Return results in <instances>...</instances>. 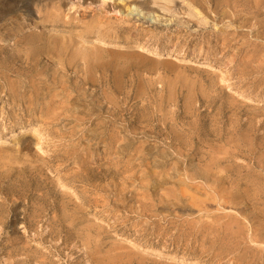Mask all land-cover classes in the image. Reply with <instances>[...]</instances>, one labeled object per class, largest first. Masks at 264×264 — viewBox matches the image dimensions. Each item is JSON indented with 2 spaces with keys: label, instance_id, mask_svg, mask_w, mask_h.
Returning a JSON list of instances; mask_svg holds the SVG:
<instances>
[{
  "label": "rangeland",
  "instance_id": "1",
  "mask_svg": "<svg viewBox=\"0 0 264 264\" xmlns=\"http://www.w3.org/2000/svg\"><path fill=\"white\" fill-rule=\"evenodd\" d=\"M37 1L0 0V131L39 130L0 141V264H264V0Z\"/></svg>",
  "mask_w": 264,
  "mask_h": 264
},
{
  "label": "bare ground",
  "instance_id": "2",
  "mask_svg": "<svg viewBox=\"0 0 264 264\" xmlns=\"http://www.w3.org/2000/svg\"><path fill=\"white\" fill-rule=\"evenodd\" d=\"M8 1H9V0H8ZM13 1H14V0H13ZM36 1H37V0H36ZM50 1H55V2H56V5H57V1H56V0H50ZM23 2H24V1H23ZM37 2H38V1H37ZM59 2H60V1H59ZM103 2H104V0H100V3H101V4H102ZM10 3H11V2H10ZM21 3H22V1H21ZM29 3H30V2H29ZM32 3H33V2H31V4H32ZM35 3H36V2H35ZM42 3H43V2H42ZM256 3H257V2H256ZM13 4H14V3H13ZM37 4H39V3H37ZM40 4H41V3H40ZM130 4L133 5L134 2H133V3H130ZM254 4H255V3H254ZM254 4H253V5H254ZM259 4H260V3H258V5H259ZM261 4H263V3H261ZM1 5H2V4H1ZM5 5H6V4H5ZM22 5H23V4H22ZM35 5H36V4H35ZM58 5H59V4H58ZM33 6H34V5H33ZM42 6H43V5H42ZM42 6H41V7H42ZM52 6H53V4H52ZM31 7H32V6H31ZM45 7H46V6H45ZM128 7H129V8H128ZM131 7H132V6H131ZM259 7H260V6H259ZM2 8H3V7H2ZM29 8H30V7H29ZM29 8H28V9H29ZM34 8H35V7H34ZM38 8H39V7H38ZM38 8H37V6H36V8H35V9H36V12H37L38 14H41ZM127 8H128V10H129L130 13H131V12L133 13V11H138L137 9H139L140 11H143V7H142V6L140 7V6H137V5H135V4L133 5V8H130V6H128V5H127ZM253 8H254V7H253ZM35 9H34V10H35ZM2 10H3V9H2ZM147 10H148V9H147ZM149 11H150V10H149ZM149 11H148V12H145V13L143 14V16H145V15H149ZM49 14H50V13H49ZM136 14H137V13H136ZM51 19H52V18H51ZM51 21H52V20H51ZM53 21H54V20H53ZM97 22H98V21H97ZM262 22H263V21H262ZM99 23H100V22H99ZM260 24H262V23H260ZM262 25H263V24H262ZM260 26H261V25H260ZM262 31H263V30H262ZM23 37H24V36H23ZM30 38H31V37H30ZM34 38H35V37H34ZM34 38H33V39H34ZM20 39H21V38H20ZM25 39H26V38H25ZM27 39H28V38H27ZM36 39H37V38H36ZM36 39H35V40H36ZM47 39H48V38H47ZM49 39H50V38H49ZM2 40H3V39H2ZM16 40H17V39H16ZM18 40H19V39H18ZM18 40H17V41H18ZM21 40L23 41L24 38L21 39ZM37 40H38V39H37ZM28 41H29V40H28ZM28 41H25V43L28 42ZM42 41H44V40H42ZM42 41H41V42H42ZM57 41H58V40H57ZM15 42H16V41H15ZM29 42H31V41H29ZM47 42H48V44H49V41H47ZM51 42H53V41L51 40ZM54 42H55V40H54ZM62 42H63V41H62ZM16 43H17V42H16ZM18 43H19V42H18ZM55 43H57V42H55ZM55 43H54L53 45H55ZM60 43H61V42H60ZM21 44H22V43H21ZM23 44H24V43H23ZM23 44H22V45H23ZM28 44H29V43H28ZM30 44H31V45L33 44V45H34V42H33V43H30ZM30 44L27 45V43H26V44H24V45H26V46H30ZM42 44H43V43H42ZM50 44H51V43H50ZM62 44L64 45V43H62ZM62 44H60V45H62ZM65 44H66V43H65ZM255 44H256V43H255ZM45 45H46V44H45ZM53 45H52V46H53ZM57 45H58V44H57ZM57 45H56V46H57ZM40 46H41V44H40ZM50 46H51V45H50ZM52 46H51V47H52ZM65 46H66V45H65ZM138 46H140V47H139L140 49H144V48H145L144 45H138ZM24 47H25V46H24ZM33 47H34V46H33ZM35 47H36V45H35ZM37 47H38V46H37ZM45 47H46V49H47V46H45ZM27 48H28V47H27ZM27 48H25V49H27ZM31 48H32V47H31ZM40 48H41V47H40ZM49 48H50V47H49ZM58 48H59V47H58ZM62 48H64V47L62 46ZM95 48H96V47H95ZM29 49H30V48H29ZM32 49H34V48H32ZM50 49H51V48H50ZM53 49H54V48H53ZM56 49H57V48H56ZM66 49H67V47H66ZM66 49H65V51H66ZM97 49H98V48H97ZM59 50H60V48H59ZM33 51H34V50H33ZM45 51H46V50H45ZM55 51H56V50H55ZM60 51H61V50H60ZM115 51H116V50H115ZM254 51H255V48H254ZM256 51H257V50H256ZM258 51H259V50H258ZM37 52H38V51H37ZM37 52H36V53H37ZM46 52H47V51H46ZM52 52H53V50H52ZM111 52H112V51H111ZM111 52H110V53H111ZM252 52H253V51H252ZM29 53H31V52H30V51H29V52L27 51V56H28ZM38 53L41 54L40 50H39ZM38 53H37V54H38ZM42 53H43V52H42ZM59 53H60V52H59ZM118 53H119V52H118ZM162 53H163V52H162ZM162 53H160V52H159L157 49H155V48H154V49L152 48V50H151V54H154V55L156 54V55H159V56L161 55L162 58H171V57H173V56H174V58H177V57H182V56L185 55V51H184L182 48H180V49H171V50H169V51H165L163 54H162ZM250 53H251V52H250ZM258 53H259V52H258ZM62 54H63V53H62ZM91 54H92V53H91ZM93 54H95V53H93ZM251 54H253V53H251ZM262 54H263V53H262ZM41 55H42V54H41ZM46 55H47V54H46ZM60 55H61V54H60ZM96 55H98V54L96 53ZM107 55H108V54H107ZM109 55H111V54H109ZM254 55H256V54L254 53ZM260 55H261V54H260ZM263 55H264V54H263ZM90 56H91V55H90ZM93 56H95V55H93ZM93 56H92V57H93ZM99 56H100V55H99ZM104 56H105V55H104ZM194 56L197 58V57H198V54H196V55H194ZM257 56H259V55H257ZM109 57H110V56H109ZM111 57H113V56H111ZM83 58H84V57H83ZM83 58H82V60H83ZM90 58H91V57H90ZM93 58H94V57H93ZM97 58L99 59V57H96V61H95V59H90V60H92V62H94V63H96V62L98 63V61H97L98 59H97ZM105 58H106V57H105ZM105 58H104V57H101V60H102V59L105 60ZM255 58H256V56H255ZM262 58L264 59V57H262ZM70 59H71V58H70ZM106 59H107V58H106ZM258 59H260V58H258ZM84 60H85V58H84ZM84 60H83V61H84ZM90 60H89V61H90ZM99 60H100V59H99ZM107 60H108V59H107ZM107 60H106V62H107ZM110 60H111V58H110ZM112 60H113V59H112ZM253 60H254V59H253ZM85 61H86V60H85ZM85 61H84V62H85ZM87 61H88V60H87ZM250 61H251V60H250ZM257 61L259 62V60H257ZM90 62H91V61H90ZM100 62H101V61H100ZM106 62H105V63H106ZM108 62H110V61H108ZM262 62H264V60H263ZM67 63H68V62H67ZM87 63H88V62H87ZM94 63H92V65H94ZM101 63H102V62H101ZM101 63H100V64H101ZM84 64H85V63H84ZM88 64H89V63H88ZM88 64H87V65H88ZM110 64H111V62H110ZM90 65H91V63L89 64V66H90ZM95 65H96V64H95ZM101 65H102V64H101ZM101 65H100V66H101ZM104 65H105V64H104ZM96 66H97V65H96ZM55 67H56V66H55ZM85 67H86V65H85ZM92 67L95 68V66H92ZM106 67H107V65H106ZM106 67H105V69H106ZM110 67H111V66H110ZM110 67H109V68H110ZM86 68H87V67H86ZM89 68H90V67H89ZM89 68H88V70H89ZM52 69H53V68H52ZM56 69H57V68H56ZM92 69H93V68H92ZM92 69H90V71H91ZM102 69H103V68H102ZM102 69H101V70H102ZM57 70H58V69H57ZM88 70H86V71H88ZM94 70H95V69H94ZM97 70H98V69H97ZM106 70H107V69H106ZM113 70H114V69H113ZM113 70H112V71H113ZM53 71H54V70H53ZM53 71H52L51 73H53ZM81 71H82V70H81ZM83 71H84V70H83ZM90 71H89V72H90ZM95 71H96V70H95ZM95 71H94V72H95ZM103 71H104V70H102V72H103ZM57 72H58V71H57ZM89 72H88V73H89ZM102 72H101V73H102ZM113 72H114V71H113ZM116 72H117V71H116ZM116 72H115V74H117ZM54 73H55V72H54ZM58 73H59V72H58ZM85 73H86V72H85ZM90 73H93V72H90ZM95 73H96V72H95ZM101 73L99 72V75H100ZM56 74H57V73H56ZM81 74H82V73H81ZM81 74H80V75H81ZM57 75H58V74H57ZM63 75H64V74H63ZM63 75H61L62 78L64 77ZM82 75H83V76H81V77H82V80H85V78H84L85 74L83 73ZM88 75H89V74H88ZM88 75H87V76H88ZM101 75H102V74H101ZM111 75H112V74H111ZM117 75H118V74H117ZM121 75H122V74H121ZM55 76H56V75H55ZM55 76H54V77H55ZM65 76H66V75H65ZM93 76H94V75H93ZM93 76H92V77H93ZM95 76H96V75H95ZM102 76H103V75H102ZM112 76H113V75H112ZM52 77H53V76H52ZM52 77H51V79H52ZM85 77H86V76H85ZM104 77H107V76H104ZM104 77H102V78H104ZM83 78H84V79H83ZM100 78H101V77H100ZM102 78H101V79H102ZM111 78H112V77H111ZM111 78H109V79L111 80ZM116 78H117V77H116ZM116 78H115V79H116ZM63 79H64V78H63ZM94 79H95V78H94ZM104 79H105V78H104ZM53 80L55 81V78H53ZM57 80H58V79H57ZM66 80H67V79H66ZM86 80H87V78H86ZM110 80H109V81H110ZM51 81H52V80H51ZM54 81H53V82H54ZM59 81H61V80H59ZM62 81H63V80H62ZM62 81H61V82H62ZM64 81H65V80H64ZM103 81H105V80H103ZM103 81H102V82H103ZM90 82H91V81H90ZM93 82H94V81H93ZM95 82H96V80H95ZM100 82H101V80H100ZM105 82H106V81H105ZM113 82L116 83L115 80H114V77H113ZM113 82H112V83H113ZM54 83H55V82H54ZM59 83H60V82H59ZM63 83H64V82H63ZM96 83H97V82H96ZM107 83H108V82H106V84H107ZM110 83H111V82H110ZM117 83H118V82H117ZM64 84H65V83H64ZM81 84H82V83H81ZM81 84H80V85H81ZM92 84H93V83H92ZM106 84H105V85H106ZM118 84H120V82H119ZM61 85H62V83H61ZM109 85H110V84H109ZM111 85H112V84H111ZM113 85H114V84H113ZM116 86H117V85H116ZM119 86H121V85H119ZM119 86H118V89L120 88ZM64 87H65V86H64ZM81 87H83V86H81ZM113 87H114V86H113ZM66 88H67V87H66ZM79 88H80V87H79ZM106 88H107V86H106ZM115 88H116V87H115ZM76 89H78V88L76 87ZM76 89H75V91H76ZM82 89H83V88H82ZM108 89H109V88H108ZM108 89H107V90H108ZM118 89H117V90H118ZM66 90H68V89H66ZM80 90H81V89H80ZM83 90H84V89H83ZM103 90H104V89H103ZM110 90H111V89H110ZM119 90H121V89H119ZM69 91H70V89H69ZM69 91H68V93H67V92H66V93L69 94ZM72 91H73V90H71V92H72ZM78 91H79V90H78ZM105 91H106V89H105ZM76 92H77V91H76ZM79 92H80V91H79ZM102 92H103V91H102ZM118 92H120V91H118ZM49 93H51V91H50ZM104 93H105V92H104ZM104 93H103V96H104ZM107 93H109V92H107ZM107 93H106V97H108V96H107ZM111 93H112V91H111ZM76 94H77V93H76ZM84 94H85V93H84ZM84 94H82V95H84ZM109 94H110V93H109ZM118 94H119V93H118ZM50 95L52 96V93H51ZM110 95H111V94H110ZM115 95H116V94H115ZM115 95H114V97H115ZM51 96H50V98H51ZM79 96H80V95H79ZM112 96H113V95H112ZM112 96H111V97H112ZM48 97H49V96H48ZM68 97H69V95H68ZM109 97H110V96H109ZM51 99H52V98H51ZM112 99H113V98H112ZM118 99H119V97H118ZM114 100H116V98L113 99V100H110V101H114ZM50 101H51V100H50ZM50 101H49V102H50ZM106 101L108 102L107 99H106ZM109 103H110V102H109ZM111 104H112V103H111ZM114 104H115V103H114ZM116 105H117V103L115 104V106H116ZM186 105H187V103H186ZM186 105H185V106H186ZM117 106H118V105H117ZM113 107H114V106H113ZM118 107H119V106H118ZM118 107H117V108H118ZM187 107H188V105H187ZM117 108L115 107L114 109H117ZM142 108H143V106H142ZM185 108H186V107H185ZM188 108H189V107H188ZM118 109H119V108H118ZM143 110H144V109H143ZM186 110H187V109H186ZM141 111H142V110H141ZM29 113H30V112H29ZM141 116H142V117H141ZM141 116H140L139 118H143V117H144L143 115H141ZM139 120H140V119H139ZM139 120H138V121H139ZM146 120H147V119H146ZM146 120H145V121H146ZM147 121H148V120H147ZM249 121H250V119H249ZM249 121H247V122H249ZM247 122H246V123H247ZM140 123H141V121H140ZM150 126H151V125H150ZM4 130H5V129H4ZM25 131H33V132L35 133L36 131H39V130H37V129H36L35 127H33V126L31 127V123H30V122L25 124V123H22V122H20V121H14V122H12V124H11V126L9 127L8 131H6V132H5V131H4V132L0 131V141H1V139H4V138H13V140H15V139H17L16 137H18L17 135H18L20 132L23 133V132H25ZM114 131H116V130L114 129ZM244 131H245V129H244ZM246 131H247V130H246ZM112 132H113V129H112ZM117 132H118L117 134H119V131H117ZM21 133H20V134H21ZM114 133H115V132H114ZM176 133H177V132H176ZM7 135H8V137H7ZM110 135H111V134H110ZM174 135H175V134H174ZM176 135H178V133H177ZM114 136H116V135H114ZM180 136H181V135H179L178 137H180ZM120 137H121V136H120ZM38 138H39V137H38ZM112 139H113V138H112ZM122 139L124 140V137H122ZM110 140H111V138H110ZM115 140L117 141V139H115ZM113 141H114V140H113ZM118 141H119V140H118ZM111 142H112V141H111ZM115 143H116V142H115ZM180 143H181V141H180ZM29 144H30V142L24 140V141H21L20 146H21L22 148H29ZM36 144H37V143H36ZM178 144H179V143H178ZM141 145H142V144H141ZM110 146H111V145H110ZM112 146H113V145H112ZM180 146H181V145H180ZM246 146H247V145H246ZM246 146H245V148H246ZM142 147H143V146H142ZM235 147H236V146H235ZM238 147H239V146H238ZM240 147H241V146H240ZM242 147H243V146H242ZM242 147H241V148H242ZM247 147H248V149H249V146H247ZM136 148H137V147H136ZM138 148H139V146H138ZM113 149H115V148H113ZM176 149H177V147H176ZM239 149H240V148H239ZM243 149H244V148H243ZM246 149H247V148H246ZM248 149H247V150H248ZM25 150H26V149H25ZM140 151H143V149H142V150H139V149H138V153H139ZM251 151H252V149H251ZM113 152H115V151H113ZM136 152H137V151H136ZM141 153H142V152H141ZM179 157H180V156H179ZM201 157H202V155H201ZM211 157H212V156H211ZM212 159H213V158H212ZM212 159H210V161H211ZM219 159H221V158H219ZM236 159H237V158H236ZM256 160H257V159H256ZM213 162H215V161L213 160ZM173 166L176 167L175 164H174ZM210 166H212V165H209V167H210ZM215 166H216V165H215ZM78 167H79V166H78ZM78 167H77V168H78ZM174 167H173V168H174ZM194 167H196V165H194ZM207 167H208V166H207ZM209 167L207 168V170H209ZM197 168H198V167H197ZM203 168L206 169V167H203ZM220 168H221V167H220ZM220 168H219V167H218V168L216 167V169H215V168H213V169H215L216 171H218ZM222 168H223V167H222ZM224 168L226 169V167H224ZM224 168H223V169H224ZM80 169H81V168H80ZM198 169H199V168H198ZM201 169H202V168H200V170H201ZM163 171H164V170H163ZM209 171L211 172V169H210ZM220 171H221V170H220ZM222 171H224V170H222ZM197 172H198V171H197ZM200 172H201V171H199V174H200ZM202 172H203V170H202ZM202 172H201V173H202ZM206 172H208V171H205V173H206ZM218 172H219V171H218ZM218 172H217V173H218ZM145 173H146V172H145ZM158 173H159V172H158ZM158 173H156V174L158 175ZM165 173H166V172H165ZM186 173H187V172H186ZM186 173H185V175H186ZM211 173H213V172H211ZM146 174H147V173H146ZM163 174H164V173H163ZM166 174H167V173H166ZM189 174H190V173H189ZM191 174H192V173H191ZM208 174H209V173H208ZM147 175H149V174H147ZM185 175H184V176H185ZM187 175H188V173H187ZM203 175H204V173H203ZM205 175H206V174H205ZM212 175H213V174H212ZM214 175H215V172H214ZM214 175H213V176H214ZM218 175H221V174L218 173ZM144 176H146V175L144 174ZM207 176H208V175H207ZM215 176H216V175H215ZM141 177H143V175H142ZM187 177H190V176H187ZM187 177H186V178H187ZM219 177H220V176H219ZM221 177H222V176H221ZM211 178H212V176H211ZM214 178H215V177H214ZM187 179H188V178H187ZM190 179H191V177H190ZM190 179H189V180H190ZM192 179H193V178H192ZM212 179H213V178H212ZM220 179H221V178H220ZM182 180H183L182 178L179 179V182L181 181V183H182ZM210 180H211V179H210ZM211 181H212V180H211ZM214 182H215V181H214ZM183 184H184V182H183ZM186 184H187V183H185L184 185H186ZM192 185H193V184H192ZM196 186H197V185H196ZM187 187H190V186L188 185ZM187 187H186V188H187ZM197 187H198V189H197V188H196V189L199 190V186H197ZM190 188H191V187H190ZM194 188H195V187H194ZM242 188H243V187H242ZM178 189H179V192H178V193L180 194V192H181L182 190H181L180 188H178ZM184 189H185V188H184ZM196 189H195V190H196ZM195 190H194V191H195ZM183 191H184V190H183ZM216 193H217V190H216ZM221 193H222V191H221ZM218 194H220V191H219V190H218ZM218 194H217V195H218ZM178 196H180V195H178ZM215 196H216V195H215ZM222 196H223V195L219 196L218 199H219V198H223ZM223 199H224V198H223ZM232 199H233V198H232ZM219 200H220V199H219ZM229 210H230V209H229ZM232 211H233V210H232ZM214 218H215V217H214ZM234 221H235V220H234ZM223 227H224V226H223ZM248 227H249V226H248ZM249 228H250V227H249ZM247 232H248V231H247ZM233 233H234V232H233ZM228 236H229V235H228ZM255 243H256V242H255Z\"/></svg>",
  "mask_w": 264,
  "mask_h": 264
}]
</instances>
